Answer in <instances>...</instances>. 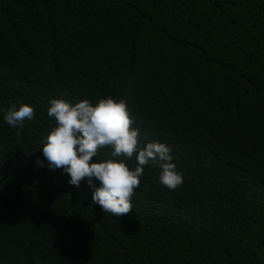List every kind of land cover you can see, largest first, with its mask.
I'll return each mask as SVG.
<instances>
[{"label": "trees", "instance_id": "trees-1", "mask_svg": "<svg viewBox=\"0 0 264 264\" xmlns=\"http://www.w3.org/2000/svg\"><path fill=\"white\" fill-rule=\"evenodd\" d=\"M104 96L183 180L145 165L120 217L36 164L48 101ZM0 264H264V0H0Z\"/></svg>", "mask_w": 264, "mask_h": 264}, {"label": "clouds", "instance_id": "clouds-1", "mask_svg": "<svg viewBox=\"0 0 264 264\" xmlns=\"http://www.w3.org/2000/svg\"><path fill=\"white\" fill-rule=\"evenodd\" d=\"M46 114L55 124L42 138L39 150L43 161L37 159L36 164L43 167L46 162L50 170L60 169L72 186L78 187L83 180L91 190V202L103 213L120 217L130 212V199L147 164L159 169L156 180L167 189L182 184L167 145L138 141L139 133L130 127L133 121L125 101L111 96L95 103L87 98L74 103L53 98L48 101ZM32 117L33 107L20 103L4 112L3 121L16 128ZM105 146L111 148L113 158L95 159L98 149ZM134 153L135 167L129 168L125 161Z\"/></svg>", "mask_w": 264, "mask_h": 264}]
</instances>
